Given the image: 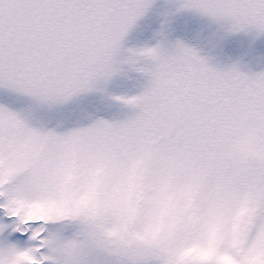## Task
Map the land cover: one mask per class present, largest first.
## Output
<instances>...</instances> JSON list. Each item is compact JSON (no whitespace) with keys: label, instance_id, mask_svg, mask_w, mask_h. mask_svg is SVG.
<instances>
[{"label":"snow or ice","instance_id":"6c2138e0","mask_svg":"<svg viewBox=\"0 0 264 264\" xmlns=\"http://www.w3.org/2000/svg\"><path fill=\"white\" fill-rule=\"evenodd\" d=\"M0 264H264V0H0Z\"/></svg>","mask_w":264,"mask_h":264}]
</instances>
